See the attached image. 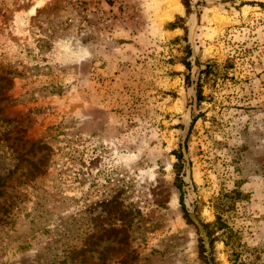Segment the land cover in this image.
I'll list each match as a JSON object with an SVG mask.
<instances>
[{
	"label": "rangeland",
	"instance_id": "obj_1",
	"mask_svg": "<svg viewBox=\"0 0 264 264\" xmlns=\"http://www.w3.org/2000/svg\"><path fill=\"white\" fill-rule=\"evenodd\" d=\"M190 2L0 0V264H264V0Z\"/></svg>",
	"mask_w": 264,
	"mask_h": 264
},
{
	"label": "trees",
	"instance_id": "obj_2",
	"mask_svg": "<svg viewBox=\"0 0 264 264\" xmlns=\"http://www.w3.org/2000/svg\"><path fill=\"white\" fill-rule=\"evenodd\" d=\"M183 3L187 9V13H189L191 11V2L190 0H183ZM181 18V17H179ZM170 25L172 26V28H176L178 27L179 25L176 23V22H173V23H170ZM186 66L187 68H191V63L186 61ZM177 154V158L179 160H182L183 159V155L179 152H176ZM181 170H182V166L181 164L179 165L178 169H177V178H179V182H178V188L181 192L180 194V201H181V205H182V209L184 211V215L186 218H189V212L187 210V207H186V204H185V197H184V189H183V186H184V180L181 178ZM2 180V181H1ZM0 186H1V183H4L5 181V178L0 176ZM1 188V187H0ZM5 191L3 189H0V196L4 195ZM204 226L210 236V239H211V244H213L214 242V239L216 238V235L215 232H214V229H219V230H222L224 228H229L228 225H226V223L224 222L223 218L221 215H218L217 216V219L215 222L213 223H204Z\"/></svg>",
	"mask_w": 264,
	"mask_h": 264
},
{
	"label": "water",
	"instance_id": "obj_3",
	"mask_svg": "<svg viewBox=\"0 0 264 264\" xmlns=\"http://www.w3.org/2000/svg\"><path fill=\"white\" fill-rule=\"evenodd\" d=\"M195 221H196V223H197V225H198V227L200 228V229H203V226L195 219Z\"/></svg>",
	"mask_w": 264,
	"mask_h": 264
}]
</instances>
